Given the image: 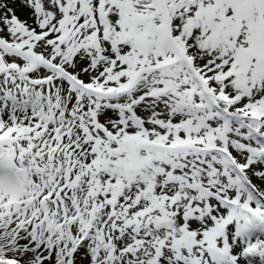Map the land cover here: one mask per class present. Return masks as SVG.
<instances>
[{"label":"rangeland","instance_id":"1","mask_svg":"<svg viewBox=\"0 0 264 264\" xmlns=\"http://www.w3.org/2000/svg\"><path fill=\"white\" fill-rule=\"evenodd\" d=\"M256 109L264 0H0V264H253Z\"/></svg>","mask_w":264,"mask_h":264},{"label":"trees","instance_id":"2","mask_svg":"<svg viewBox=\"0 0 264 264\" xmlns=\"http://www.w3.org/2000/svg\"><path fill=\"white\" fill-rule=\"evenodd\" d=\"M231 103L232 101H230ZM249 114L259 120L260 128L264 126V111L260 112L256 109L250 111ZM260 134L264 142L263 129ZM245 226L257 236L255 242L246 249L245 254L248 259L254 262L253 264H264V198H256L255 196V204L250 205L249 209H246L245 206L238 207L235 217L231 225L226 227V231L228 234L242 235Z\"/></svg>","mask_w":264,"mask_h":264}]
</instances>
